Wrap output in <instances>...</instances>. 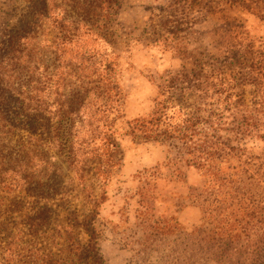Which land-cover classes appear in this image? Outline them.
<instances>
[{
	"label": "rangeland",
	"instance_id": "obj_1",
	"mask_svg": "<svg viewBox=\"0 0 264 264\" xmlns=\"http://www.w3.org/2000/svg\"><path fill=\"white\" fill-rule=\"evenodd\" d=\"M77 1L0 0V44L31 33L3 63L0 234L65 264L92 236L106 264H264V0H119L63 44L53 12ZM30 75L44 117L74 107L71 150L28 130ZM188 118L216 158L163 140Z\"/></svg>",
	"mask_w": 264,
	"mask_h": 264
},
{
	"label": "trees",
	"instance_id": "obj_2",
	"mask_svg": "<svg viewBox=\"0 0 264 264\" xmlns=\"http://www.w3.org/2000/svg\"><path fill=\"white\" fill-rule=\"evenodd\" d=\"M72 1L74 2L76 0H62L67 6L69 5V2ZM118 1L119 0H87L88 3L81 7L85 0H78L75 5L76 8L70 7V9H64L65 15L53 12V16H55V25L53 29L55 28L56 30V39L64 44L67 40L73 41L82 30H84V34H96L94 28L99 29L100 25L106 21L105 18L111 17L114 14ZM57 19L61 20L58 21ZM31 30L32 33L37 32L36 27H31ZM12 33L13 39L8 40L7 42L3 41L0 44V101L2 99L4 100V95L2 93L4 88L2 86L5 79L3 76H6L7 74L3 67L4 59L6 60V58H8L13 60L12 56H16V53L19 52L20 45H23V41H26V37L31 34L25 33L23 35L21 30L15 28ZM23 47L25 49V46ZM260 55L263 56L264 53H261ZM252 59V66L259 69L261 67L264 68L263 62H255V57ZM29 78L32 79L30 87L26 89H15L11 87V90L15 92L18 97H23L25 99L23 104L28 103L27 108L31 110L30 113L32 111L35 112L33 115H27L30 119L28 130L31 133L42 131L49 136L53 135V137H56L60 141V144H62L64 149L71 150L74 142V107L68 108L62 104L59 109L60 118L57 121H55L53 117H44L40 110V106L42 105V102H40V85L33 83V81H35L33 75H30ZM16 100L19 101V98L16 97ZM167 101H170V99H167ZM42 111L45 112L43 109ZM23 112V110L19 111L20 114H23ZM148 123L154 124V121H143L141 123V128L147 127L146 125ZM155 123L159 124V122ZM196 125L197 123L192 118L185 119V125H179L178 128H173L172 130L167 128L165 131L168 133H166L163 140L177 139L181 141L183 143L182 146L185 149L190 150L189 153L193 154L200 162L202 160H208L207 157L209 159L216 158V150L210 145L207 139L202 140V142L194 141L196 132L194 127ZM154 128L156 129L157 127L152 126L150 129L151 133L147 134L148 139L159 138L160 134L155 133ZM36 220L39 222L40 219ZM35 227H38V224L35 225ZM37 232L38 231H33V234L35 235L31 242H25L22 236L16 238V235L18 236V234H13L12 232H3L2 235L0 234V264H65L64 259L60 257V253L55 251L51 246H39V236L37 235ZM94 240V236H92L86 245L71 242L70 251L74 250L76 252L75 254L81 252L80 264H106L103 255L99 251L97 242ZM66 264L78 263L68 261Z\"/></svg>",
	"mask_w": 264,
	"mask_h": 264
}]
</instances>
